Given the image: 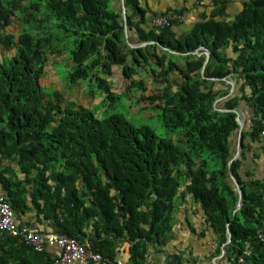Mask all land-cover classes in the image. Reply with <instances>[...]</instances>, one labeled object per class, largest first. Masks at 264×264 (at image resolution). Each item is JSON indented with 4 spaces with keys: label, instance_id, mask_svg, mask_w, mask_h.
<instances>
[{
    "label": "trees",
    "instance_id": "16d2710c",
    "mask_svg": "<svg viewBox=\"0 0 264 264\" xmlns=\"http://www.w3.org/2000/svg\"><path fill=\"white\" fill-rule=\"evenodd\" d=\"M148 1L124 0V25L121 0H0V194L15 212L32 210L37 231L77 238L103 264L114 263L122 243L127 264H146L150 248L168 242L176 204L188 194L215 235L214 254L230 231L219 264H240L241 255L242 264H264V0H243L233 19L224 16L229 0H210L181 35L182 20L158 29L150 22L183 16L185 7L156 13ZM13 18L17 35L8 30ZM65 53L68 87L82 82L102 107L140 92L137 102L159 109L175 138L43 91L46 62ZM114 66L128 82L118 94ZM148 84L156 85L150 93ZM232 110L244 114L230 164L241 191L234 214ZM54 257L0 230V264Z\"/></svg>",
    "mask_w": 264,
    "mask_h": 264
},
{
    "label": "crops",
    "instance_id": "0c3cea01",
    "mask_svg": "<svg viewBox=\"0 0 264 264\" xmlns=\"http://www.w3.org/2000/svg\"><path fill=\"white\" fill-rule=\"evenodd\" d=\"M242 1L243 0H229L224 16L228 19H233L234 15L241 7ZM148 2L156 13L165 10L169 6L178 8L185 7L182 23L176 27L179 35L190 29L200 9L208 7V3L200 2L199 4L197 0H149ZM229 49V47H226L225 50L228 51ZM229 80L232 81L231 79ZM262 150H264V147H261L259 153H262ZM257 151H259V149H257ZM188 198L190 197L186 194L185 199ZM192 202L196 205V208H198L193 200ZM184 209L190 210L187 212L191 213L190 215L186 213V216L189 217H185L183 213ZM184 209H182V217H184L182 221H179L181 220L179 219L177 220L178 222H175L176 224L173 226V230L169 233L168 242L163 246L150 248V252L147 255L148 264H190L192 262L209 264L213 260H215V263L219 264L218 260L223 254V248L221 247L220 254H214L217 244L213 231L208 227L199 211L193 212L190 208ZM33 214L32 210L31 212H21L20 210L16 212L19 221L34 224L36 227L35 223L30 222L32 221ZM191 228L193 230H191ZM128 247V243H122L118 247V253L115 259L120 260L122 262L121 264H127L128 262ZM47 250H49L53 256H56L59 252L57 248H49Z\"/></svg>",
    "mask_w": 264,
    "mask_h": 264
},
{
    "label": "rangeland",
    "instance_id": "374dc122",
    "mask_svg": "<svg viewBox=\"0 0 264 264\" xmlns=\"http://www.w3.org/2000/svg\"><path fill=\"white\" fill-rule=\"evenodd\" d=\"M19 29L20 27L18 24V20L16 18H13V23L12 25L8 26V30L14 35H17ZM67 56V53L59 55L57 57L50 56V59L46 62L44 67V75L41 78L43 91L50 92L57 90L64 96L66 101L72 100L75 103L82 104L85 107L94 110L96 115L99 117L119 113L123 115L125 119L135 127L147 126L152 129L154 133L159 137H167L173 139L175 138L174 134L163 126L159 116V109L148 106V103L145 101H140L139 103L137 102V97L139 96L140 92H137V94L135 95L134 93H131L130 97L122 95L120 101H117L111 105L107 104L106 106L102 107L100 105L101 96L89 95L87 92V88L85 89V86L82 82L75 87H68L67 83H64L61 80V76H63L64 74L66 75V71L70 68L69 62L70 64H72L70 60H67ZM113 69L114 74L111 78L112 90L117 94L122 93L125 91L128 82L122 77L119 68L114 66ZM145 80L147 82L150 81L148 77H145ZM226 84L230 86V88L233 85V90L236 89V84L233 80H228ZM148 85H150V90H147L146 93L152 92L156 87V85ZM220 87L221 89H223L225 88V85H220ZM243 118L244 114L242 112H239V119ZM184 208H190L193 212L198 211V208H196V205L193 204L190 198L184 199L183 201L179 200L173 212L172 230L173 226L176 224L175 222H178L177 220L181 219L179 221H182L184 217H182V209ZM188 211L190 210H183L185 217H189L186 215L191 214L187 213Z\"/></svg>",
    "mask_w": 264,
    "mask_h": 264
},
{
    "label": "built area",
    "instance_id": "2783aa9c",
    "mask_svg": "<svg viewBox=\"0 0 264 264\" xmlns=\"http://www.w3.org/2000/svg\"><path fill=\"white\" fill-rule=\"evenodd\" d=\"M205 2L209 3L210 0H205ZM173 20H183V16L178 13L167 12L152 17L150 24L152 27L158 29L168 26ZM0 230L13 237H18L36 252L49 248H57L59 252L53 258L51 264H100L104 260L100 253L87 249L77 238L58 236L51 233L43 234L37 231L34 224L19 221L16 212L4 194H0ZM248 253V251H245V254ZM107 262L110 263L109 261ZM233 262L235 261L228 262V264H234ZM237 262L240 264L244 263L243 255L238 257ZM114 263L121 264L122 262L115 259ZM190 264L200 263L192 262ZM209 264L217 263L213 260Z\"/></svg>",
    "mask_w": 264,
    "mask_h": 264
},
{
    "label": "water",
    "instance_id": "95a60500",
    "mask_svg": "<svg viewBox=\"0 0 264 264\" xmlns=\"http://www.w3.org/2000/svg\"><path fill=\"white\" fill-rule=\"evenodd\" d=\"M123 2H124V0H121V16L123 18L124 25H125L126 17H125V6H124ZM124 32H125V38L127 40V36H126V26H125ZM144 44L145 43H142V45H144ZM131 46H138V45H131ZM208 58H209L208 57V53H206L205 60H204V63L202 65L201 72H203L204 67H205V64L208 61ZM232 91H233V85L230 88V92H232ZM216 101L217 100H215L214 103H216ZM232 111H235L236 112V114H237L236 120H237V122L239 124L237 142H236V147H235V153L230 158V160L228 162L229 177L232 180V182L234 183V185H235V187L237 189V192H238V200H237V203H236V205L234 207V210H233V214H234L241 207V191L239 189V185H238L237 181L235 180V178L233 177V175H232V173L230 171V164H231V162L233 160H235L239 156V152H240V149H241V146H240V136H241V131H242L243 125H244V118L243 119H239V112L236 111V110H232ZM230 237H231L230 231L227 229V238H226V241L222 245L223 253H224V246H226L230 242Z\"/></svg>",
    "mask_w": 264,
    "mask_h": 264
}]
</instances>
